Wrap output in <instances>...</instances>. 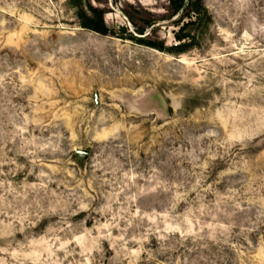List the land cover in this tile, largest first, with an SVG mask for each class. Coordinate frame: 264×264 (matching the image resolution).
<instances>
[{
    "label": "rangeland",
    "instance_id": "obj_1",
    "mask_svg": "<svg viewBox=\"0 0 264 264\" xmlns=\"http://www.w3.org/2000/svg\"><path fill=\"white\" fill-rule=\"evenodd\" d=\"M203 5L0 0V264H264V0Z\"/></svg>",
    "mask_w": 264,
    "mask_h": 264
},
{
    "label": "trees",
    "instance_id": "obj_2",
    "mask_svg": "<svg viewBox=\"0 0 264 264\" xmlns=\"http://www.w3.org/2000/svg\"><path fill=\"white\" fill-rule=\"evenodd\" d=\"M169 2L173 9V17L178 16L181 21L180 23L187 18L191 19V23H193V21L195 22L196 20H192V15H195L198 20H200L203 15H206L209 19L211 18L207 9L203 5V0H169ZM90 13L91 15H88L85 10L81 9L79 14L82 19V26L102 34H109L110 29L105 23L104 10L90 6ZM126 14L133 28L132 32L129 34V39L141 45H145L162 52L181 54L187 52L193 44L195 38L191 36L190 33H184L190 22L187 24L183 22L179 31L175 33V38L179 41V43L168 47L163 41L153 40L150 37L151 32L149 31L154 30L159 20L156 18H139V12H137V15H132L128 12ZM188 40L190 41L187 42Z\"/></svg>",
    "mask_w": 264,
    "mask_h": 264
},
{
    "label": "water",
    "instance_id": "obj_3",
    "mask_svg": "<svg viewBox=\"0 0 264 264\" xmlns=\"http://www.w3.org/2000/svg\"><path fill=\"white\" fill-rule=\"evenodd\" d=\"M88 153L87 152H85V151H76V156L78 157V158H81V157H84V156H86Z\"/></svg>",
    "mask_w": 264,
    "mask_h": 264
}]
</instances>
